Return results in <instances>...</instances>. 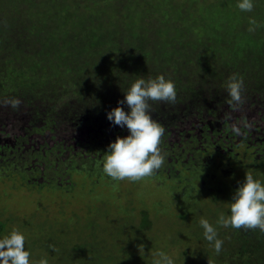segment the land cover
<instances>
[{
  "label": "rangeland",
  "instance_id": "obj_1",
  "mask_svg": "<svg viewBox=\"0 0 264 264\" xmlns=\"http://www.w3.org/2000/svg\"><path fill=\"white\" fill-rule=\"evenodd\" d=\"M16 1L25 7L26 2ZM104 1L98 0L96 6ZM135 1L139 7L134 14L148 8L144 0ZM175 1L181 14L175 13L179 16L173 24L181 28L182 15L193 10L200 14L197 9L201 4L206 6L203 12L212 7L223 11L224 22L228 20L226 14L240 10L237 0ZM74 2L67 0L57 10H50L47 8L52 4L42 0L35 12L41 10L39 17L43 20L57 14L65 16ZM0 3V19L10 16L8 0ZM28 6L34 12V5ZM153 8L149 11L155 16L162 13ZM141 10L132 22L141 26L137 31L146 28L149 34L154 23L148 25V20L154 22L155 16L148 13L143 18ZM261 11L264 13V0H255L252 11H243L239 17H252L251 13ZM104 12H97L101 21L116 22L114 15ZM262 18L255 19L258 26L263 25ZM258 26L251 32L243 29L255 35ZM174 32L177 36L187 34V28ZM189 33L191 38L205 35L200 28ZM132 43L123 45L130 49ZM177 53L169 66L152 72L166 76L175 67L196 66L198 57L201 60L205 56L191 46ZM140 63L151 72L152 63ZM135 71L130 73L134 75ZM201 73L190 78L207 76V72ZM256 76L253 70L239 77L243 87L241 101L235 107L228 104L226 85L217 89V98L208 94L209 98L191 108L183 98L175 103L149 101L153 119L164 129L159 145L164 163L153 175L139 181H116L103 173L108 144L128 130L113 125L107 117L100 118L96 125L75 118L74 107L82 100L75 92L53 94L50 89L38 90L27 83L0 89V235L19 228L27 238L26 248L32 258L47 256L50 264H152L157 251L171 255L175 264H217L219 256L204 239L198 223L204 217L223 240L221 254L233 246L238 252L237 234L248 238L264 232L258 228H225L216 221L219 215L229 214V200L245 172L264 181V69L258 82ZM13 98L20 101L16 108L8 103ZM155 107L157 114L151 111ZM234 126L240 129L239 135L233 131ZM36 151L44 157L48 153L47 157L35 156Z\"/></svg>",
  "mask_w": 264,
  "mask_h": 264
},
{
  "label": "trees",
  "instance_id": "obj_2",
  "mask_svg": "<svg viewBox=\"0 0 264 264\" xmlns=\"http://www.w3.org/2000/svg\"><path fill=\"white\" fill-rule=\"evenodd\" d=\"M41 1L22 0L26 5L21 8V5L16 4V0H8V4L12 6L9 10L11 15L0 19V89L11 87L13 83H27L28 86H36L38 90L50 89L53 94L71 90L82 99L81 103L74 107V117H82V120L92 125H96L100 118L107 117V112L117 106L118 101L124 97L122 90H126L140 77L147 79L157 76L154 72L169 66L170 62L177 58V52L187 51V46L197 47L199 53L205 56L201 60L198 57L196 66L188 69L175 67L166 77L175 83L176 100L183 98L188 108L197 106L200 100L209 98V95L217 98V93L224 88L232 74L241 77L256 70L255 79L257 82L261 79L260 75L264 69V18L261 19L263 25L258 26L255 35L247 31L246 23L247 19L264 17L262 11L251 13L252 17L240 18L239 14L244 12L236 10L237 12L226 14L228 20L224 22L221 17L223 11L212 7L213 9L208 8L203 12L206 6L201 4L197 9L200 14L197 15L196 10H193L182 15L183 27L187 28V34L181 33L177 36L178 32L174 31L183 27L173 24L174 20H178L176 16H179L175 13L181 14L175 0H144L148 8L144 7L146 12L140 9L143 18H146L148 13L150 16L154 15L149 11L150 7H157L156 9L162 12L154 15V22L148 20V25L154 23V28L149 34L146 28L141 32L137 31L141 26L132 22L136 20V14L140 13L139 10L134 14L135 8L139 7L135 0H122L118 1L119 3L105 0L104 4L98 7V0H76L72 4V10L69 9L65 16H45V20L39 17L43 13L41 10L35 12V7ZM66 1L47 0V3L52 4L47 9L57 10L61 5H65ZM28 5H34V12L29 11ZM99 9L114 15L112 18L116 17V22L112 23V20L108 19L110 23L106 24L101 21V14L97 15ZM191 13L194 16L191 17ZM143 18L141 19L144 20ZM170 20L172 22L169 24ZM196 28L204 29L205 35L189 37V32ZM131 42L135 43L130 44L131 48L128 49L127 45ZM125 43L126 47L123 45ZM178 46L181 47L177 48ZM189 59L192 60L191 56ZM140 62L152 63L149 70L151 72L140 67ZM129 69H136L134 75ZM201 70L202 73L207 72V76L205 74L196 80L190 78L197 77ZM209 83L215 87V91L211 90ZM155 106L157 107V103ZM123 107L128 110L126 104ZM156 107L151 110L154 114H157ZM47 154L44 157L40 151L34 153L42 159H45ZM237 238L240 247L236 248L239 251H234L233 246L222 254L215 253V256H219L217 264H263L264 234H254L246 238L240 233Z\"/></svg>",
  "mask_w": 264,
  "mask_h": 264
},
{
  "label": "clouds",
  "instance_id": "obj_3",
  "mask_svg": "<svg viewBox=\"0 0 264 264\" xmlns=\"http://www.w3.org/2000/svg\"><path fill=\"white\" fill-rule=\"evenodd\" d=\"M255 0H237L241 11L251 12ZM249 31H254L257 22L249 19ZM147 60V59H146ZM243 80L236 74L229 76L226 90L231 107L241 101ZM124 92V97L117 106L107 112V119L116 126L126 128V135H117L107 146L102 160V171L116 181L128 179L139 181L153 175L163 163L160 139L164 129L153 119L149 101L175 103L176 87L171 78L164 74L155 77H140L132 82ZM13 108L19 106L16 98L8 101ZM128 106L126 111L123 105ZM239 135L240 129L233 127ZM229 214L219 215L216 223L225 228L259 229L264 232V181L251 172H245L242 181L234 190L229 200ZM203 229V237L214 247L217 254L222 250L223 240L219 238L216 227L207 218L198 221ZM26 236L19 228L13 227L6 234L0 235V264H50L47 256L32 258L26 248ZM152 264H175L174 258L164 251L153 253ZM210 264V261H209Z\"/></svg>",
  "mask_w": 264,
  "mask_h": 264
}]
</instances>
